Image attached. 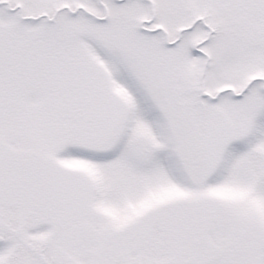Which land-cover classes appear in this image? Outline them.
<instances>
[{
	"label": "snow or ice",
	"instance_id": "1",
	"mask_svg": "<svg viewBox=\"0 0 264 264\" xmlns=\"http://www.w3.org/2000/svg\"><path fill=\"white\" fill-rule=\"evenodd\" d=\"M0 264H264V0H0Z\"/></svg>",
	"mask_w": 264,
	"mask_h": 264
}]
</instances>
